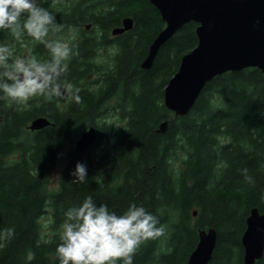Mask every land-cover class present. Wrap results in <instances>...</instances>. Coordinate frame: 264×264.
<instances>
[{
	"label": "trees",
	"instance_id": "obj_1",
	"mask_svg": "<svg viewBox=\"0 0 264 264\" xmlns=\"http://www.w3.org/2000/svg\"><path fill=\"white\" fill-rule=\"evenodd\" d=\"M58 2L53 14L64 27L91 24L106 33L125 17L133 27L119 41L110 68L97 63L104 42L74 41L78 54L65 78L80 89L81 103L59 110L54 101L38 106L39 97L27 106L0 99V264H58L63 213L87 195L118 214L136 202L158 216L165 232L141 245L134 264H186L198 231L208 228L217 232L209 264H242L246 218L252 208L264 212V75L250 68L217 76L187 115L174 118L163 91L181 57L197 45L196 24L175 33L144 71L139 66L148 46L164 27L148 0ZM70 2L71 10L65 8ZM0 42L14 43L6 31ZM31 53L49 55L44 45L32 46ZM90 76L96 79L87 85ZM112 98L115 104L104 108ZM37 117L51 124L29 131ZM163 122L166 130L158 133ZM89 126L96 143L82 153L69 149L58 188L50 191L63 143ZM78 162L87 165L82 185L71 183ZM244 167L254 184L243 181ZM46 214L49 238L40 224ZM7 229H14L11 238ZM255 264H264V252Z\"/></svg>",
	"mask_w": 264,
	"mask_h": 264
},
{
	"label": "clouds",
	"instance_id": "obj_2",
	"mask_svg": "<svg viewBox=\"0 0 264 264\" xmlns=\"http://www.w3.org/2000/svg\"><path fill=\"white\" fill-rule=\"evenodd\" d=\"M62 28L39 0H0V32H8L14 41L0 42V99L27 106L35 97L52 101L68 94L75 103L82 102L80 89L65 78L67 61L78 54L75 45L70 43L71 38L48 39L50 32L58 33ZM25 37L30 43H43L48 57L31 54V48L27 54L18 55L15 42ZM240 174L245 183H255L247 167L241 168ZM70 175L72 184H84L87 165L78 162ZM63 216L55 249L58 264H134L141 245L165 232L158 216L143 205L130 202L118 214L106 203L97 204L92 195L68 207ZM13 234L14 229H7L9 238Z\"/></svg>",
	"mask_w": 264,
	"mask_h": 264
},
{
	"label": "water",
	"instance_id": "obj_3",
	"mask_svg": "<svg viewBox=\"0 0 264 264\" xmlns=\"http://www.w3.org/2000/svg\"><path fill=\"white\" fill-rule=\"evenodd\" d=\"M158 11L163 29L148 46L147 55L139 68L147 71L158 50L183 26L196 24L197 45L181 57L176 73L163 91V104L173 117H183L192 109L205 86L215 77L228 72L255 68L264 75V0H148ZM121 27L112 34L129 31L131 18H123ZM51 123L37 117L27 125L38 131ZM167 123L160 124L164 133ZM97 133L89 126L77 138L73 151L82 153L96 143ZM196 212L193 213V216ZM217 232L213 228L197 233V243L186 264H209L216 245ZM242 264H255L264 252V212L252 208L246 218L241 237Z\"/></svg>",
	"mask_w": 264,
	"mask_h": 264
},
{
	"label": "flooded vegetation",
	"instance_id": "obj_4",
	"mask_svg": "<svg viewBox=\"0 0 264 264\" xmlns=\"http://www.w3.org/2000/svg\"><path fill=\"white\" fill-rule=\"evenodd\" d=\"M58 1H63V0H43L41 1V5H46V8L49 9V11H51L53 13V9L57 8L58 7V4L59 2ZM72 3L73 2H70V3H67L65 8L66 9H72ZM44 7V6H43ZM52 8V9H50ZM159 15V14H158ZM160 16V15H159ZM161 19V18H160ZM63 26V25H62ZM90 26L91 24H87V25H83V26H67V27H64L62 28V30L60 32H50L49 33V36H48V39H55V38H61V39H70V43L74 44V41L78 40V41H81L83 39L85 40H95L97 42H104L106 45V47H104V49L102 48V50H106L108 48H112L114 49L116 52H118V43L120 40H122L124 37H127V35H129L130 31H125V32H122L120 34H112V30L114 28H111L110 30L106 31V33H104L101 29V27H97V26H93V30L90 29ZM121 23L118 27H115V28H119L121 27ZM84 27V28H83ZM66 32V37H64V33ZM30 38L28 37H25L23 41L21 42H24L25 44H28V46H42L44 45L43 43H40V42H29ZM17 43V42H15ZM19 44V43H18ZM109 58H107L108 60V64H109V68L111 67V65L113 64L114 62V56L115 55H112V53H109L107 55ZM48 56H46L47 58ZM70 60L67 61V64H69ZM93 77V76H91ZM96 79V78H95ZM95 79H90L88 81V84L90 85V82L91 80H95ZM99 86V83H94V86L93 87H98ZM39 102H37L38 106H41L43 101H45V99L39 97ZM52 101L56 102L57 105L53 106L54 108H57L59 110H64L66 108V106H68L72 99L70 97V95L68 94H65V96L63 98H56V99H53ZM112 103V104H111ZM111 104V105H110ZM115 104V99L112 98V100H110L108 103H105L104 105V108H108L106 105H109V107H111L112 105ZM69 153V151H68ZM68 159V157H67Z\"/></svg>",
	"mask_w": 264,
	"mask_h": 264
},
{
	"label": "rangeland",
	"instance_id": "obj_5",
	"mask_svg": "<svg viewBox=\"0 0 264 264\" xmlns=\"http://www.w3.org/2000/svg\"><path fill=\"white\" fill-rule=\"evenodd\" d=\"M41 1H43V0H39L40 3H41ZM90 29L93 30V26L92 25L90 26ZM66 35L67 34L65 32L63 36L66 37ZM22 44H25V43L24 42H17V43H15L16 53L18 55H25V54L28 53V49L29 48L32 49V46L22 47L21 46ZM109 53H112V55H115L116 54V51L114 49H112V48H108L106 50H102V49L98 50V52H97V56H98L97 63H99V64H102L103 63L102 66L109 65L108 64V60H107V55ZM92 78L93 77L90 76L86 80L87 85H88V81L90 79H92ZM106 106L108 107L109 105H106ZM114 123H116V122H114ZM78 137L75 135L74 132H72L71 136L68 139H66L65 142L63 143V145L61 147V150H60L59 159L55 163L54 168H53L52 173H51V176H50L49 186H48V188H49L50 191L57 190L60 174H61V172H62V170H63V168H64V166H65V164L67 162L68 151H69V149H71L73 147V145H74V143H75V141H76V139ZM40 224L42 226L43 235L45 237L49 238L51 236L52 229L50 228V218H49V216L47 214L44 215V217L42 219H40Z\"/></svg>",
	"mask_w": 264,
	"mask_h": 264
}]
</instances>
